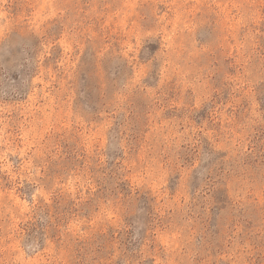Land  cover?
<instances>
[{
  "label": "rangeland",
  "instance_id": "374dc122",
  "mask_svg": "<svg viewBox=\"0 0 264 264\" xmlns=\"http://www.w3.org/2000/svg\"><path fill=\"white\" fill-rule=\"evenodd\" d=\"M0 264H264V0H0Z\"/></svg>",
  "mask_w": 264,
  "mask_h": 264
}]
</instances>
